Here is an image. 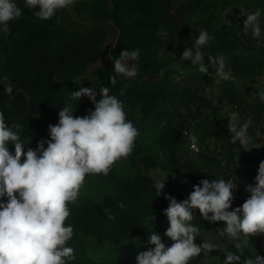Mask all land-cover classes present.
<instances>
[{
  "label": "trees",
  "instance_id": "16d2710c",
  "mask_svg": "<svg viewBox=\"0 0 264 264\" xmlns=\"http://www.w3.org/2000/svg\"><path fill=\"white\" fill-rule=\"evenodd\" d=\"M15 2L23 14L10 22L8 35L0 33V112L6 124L21 126L24 151L50 138L49 125L58 123L59 111L75 101L70 93L80 87L96 90L97 100L100 89L108 87L139 132L132 153L117 161L108 175L86 176L77 200L68 204L65 225L74 231L65 246L74 249L75 259L67 264H116L118 248L132 252L130 264H136L137 253L154 247L148 243L154 231L171 246L173 241L164 235L169 227L164 196L183 201L202 179L219 180L222 172L238 184L232 209L242 206L250 196L246 186L255 185L264 161V0H77V15L92 22L80 31L67 27L59 11L43 21L33 14L39 10L26 8L24 0ZM256 10L261 12L259 39L243 30L246 15ZM201 31L214 37L201 48L208 74L181 57ZM125 49L140 50L138 59L128 62L137 66L138 74L117 76L112 85V61ZM221 56L225 71L235 79L217 84L212 69L216 65L208 57ZM9 83L10 95L4 91ZM84 98L87 110H94ZM224 107L252 120L251 150L231 142ZM212 139L221 155L211 153ZM195 143L203 149L192 157ZM257 145L260 148H253ZM9 150L14 154V145L9 144ZM154 169L166 170L170 180L182 174L183 180L175 185L162 181L165 187L158 196L156 186L162 183L151 174ZM191 223L200 230L195 243L209 242L215 249L189 264H225L228 252L240 256L238 264L264 257V234L220 239L217 229L224 223H210L198 210ZM111 249L114 253L108 256Z\"/></svg>",
  "mask_w": 264,
  "mask_h": 264
},
{
  "label": "clouds",
  "instance_id": "9594fccd",
  "mask_svg": "<svg viewBox=\"0 0 264 264\" xmlns=\"http://www.w3.org/2000/svg\"><path fill=\"white\" fill-rule=\"evenodd\" d=\"M24 3L28 9L39 7V11L33 14L47 21L58 10L72 5L74 0H24ZM22 14L23 10L15 0H0V33L8 35L10 22L18 20ZM260 16V10L246 15L245 34L251 30L254 38L261 37ZM210 39L214 37L201 31L195 45L185 48L181 55L192 65H199L198 70L204 74H208V66L204 64L205 55L201 48ZM139 54V49H125L112 61L115 75L108 78L112 85L117 83V76L136 77L137 66L128 62L136 61ZM208 59L210 64L216 65L217 84L235 79L225 71L223 56ZM12 90L10 83L5 85L6 94L10 95ZM70 95L76 101L87 97L94 110L89 115L77 117L71 106L61 109L58 123L49 125L50 138L40 141L35 150L24 151L21 126H9L4 113L0 112V264H67V261L74 260V249L65 246L74 231L72 226L65 225L70 215L68 204L77 200L86 176L108 175L117 161L127 158L133 151L139 132L127 119L122 102L110 95L108 87L100 89L99 100L97 91L89 87H80ZM261 100L264 101V93ZM248 128L249 122L239 124L238 113L230 114L231 142L239 141L245 151L252 149L249 148L252 140ZM9 144L14 145V154L10 152ZM164 187L165 183L156 186L158 196ZM236 188L234 180L202 179L183 201L165 195L169 205L163 214L169 227L164 235L173 243L166 247L161 236L152 232L148 243L154 247L140 252L136 264H189L202 252L214 250L215 245L209 242L195 243L200 230L191 223L194 210L210 223L223 222L224 227L217 229L221 237L240 240L241 236L248 238L264 234V161L259 164L255 185L246 186L250 196L242 206L232 209ZM119 207L122 208L123 204ZM105 211L109 212L110 219L114 218L110 210ZM235 247L239 248L240 244ZM239 261V255L226 254L225 264H238ZM244 264H264V257L256 255L246 259Z\"/></svg>",
  "mask_w": 264,
  "mask_h": 264
},
{
  "label": "rangeland",
  "instance_id": "374dc122",
  "mask_svg": "<svg viewBox=\"0 0 264 264\" xmlns=\"http://www.w3.org/2000/svg\"><path fill=\"white\" fill-rule=\"evenodd\" d=\"M76 1L77 0H74V3L72 5H70L68 8H65V9H62V10H58L59 11V14H60V20L67 27H69V28L76 29L78 31H80V30H86V29H88V28H90L92 26V22H90L88 20V16L77 15V13L75 12V3H76ZM174 1H175V3L179 4L180 1H183V0H174ZM33 10H39V7L33 8ZM192 47H190V48H192ZM212 69H215V68L213 67ZM253 95L254 94H252V95L250 94L251 100L254 99ZM84 100H85V98L82 97L79 101H76L75 100L70 105L73 108V110H74V112H73V115L74 116L83 117V116H86V115H89L90 114V112L85 107ZM233 112L238 113L236 110H233L230 107H224L221 110V113H224L226 117H230V114L233 113ZM238 116H239V122H243V123L249 122V126L252 125V120L251 119H249V118H243L242 116L239 115V113H238ZM248 135H249V131H248ZM262 138H263V141H264V135L262 136ZM194 141H196V139ZM218 146H220V145L218 143H216L215 140H213V139L210 140V142H209V148H210L211 153H214V154L217 153V154L221 155V151L218 150V148H219ZM191 147L193 148V151L190 153V155L192 157L200 155V153L202 152V149H203V146L200 145V144H196V147L198 149H196L192 145H191ZM238 163L241 166L244 165V162L243 161H239L238 160ZM253 166L255 167L256 165L253 164ZM220 170L222 172L223 167H221L219 169V172H220ZM151 174L158 181H160L161 183H162V181H166L167 183H171V184L175 185V184H178V183L182 182V180H183L182 174H179V173L174 174L173 175V180H170V177L168 176L167 171L166 170H163V169H154V170H151ZM228 176H229L228 174L225 175L222 172V174L220 176V179L226 180ZM234 183L236 185H238L236 182H234ZM235 190L236 189H234V191ZM238 197H240V196H238ZM224 238L225 239H228L227 237H220V239H224ZM215 239H217L216 236H215ZM137 244L140 245L141 244V240H137ZM220 245H222V243L219 244L218 246H220ZM113 253H114V250L111 249L110 250V253L108 254V256L113 255ZM116 253H117V258H118L116 264H130L131 261L133 260V254H132V252L128 251L125 248H118L117 251H116ZM137 254H139V253H137Z\"/></svg>",
  "mask_w": 264,
  "mask_h": 264
},
{
  "label": "built area",
  "instance_id": "2783aa9c",
  "mask_svg": "<svg viewBox=\"0 0 264 264\" xmlns=\"http://www.w3.org/2000/svg\"><path fill=\"white\" fill-rule=\"evenodd\" d=\"M192 146L195 147L196 149H198V148L196 147V144H192Z\"/></svg>",
  "mask_w": 264,
  "mask_h": 264
}]
</instances>
